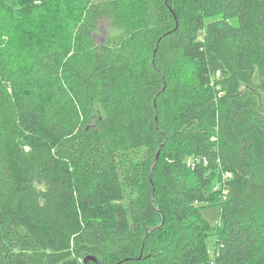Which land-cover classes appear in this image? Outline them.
<instances>
[{"label":"trees","instance_id":"obj_1","mask_svg":"<svg viewBox=\"0 0 264 264\" xmlns=\"http://www.w3.org/2000/svg\"><path fill=\"white\" fill-rule=\"evenodd\" d=\"M55 1L0 0V264H264V0Z\"/></svg>","mask_w":264,"mask_h":264},{"label":"rangeland","instance_id":"obj_2","mask_svg":"<svg viewBox=\"0 0 264 264\" xmlns=\"http://www.w3.org/2000/svg\"><path fill=\"white\" fill-rule=\"evenodd\" d=\"M49 0H33V2H29L30 6H31V11L30 13L24 12L25 15H31V16H35L37 19L39 18V15L41 13H48L47 11H44L43 7H39L41 4L46 3ZM55 1V0H52ZM62 1H66V0H59V2ZM21 2V0H20ZM57 2V1H55ZM67 8H73V3H71V0H67L65 3ZM39 7V8H38ZM55 14H52V12L49 14V16L46 19H50L54 16ZM34 20H31V22H29L28 24L26 22H22V27H25L28 31H30L31 34H34L36 37H38V34L41 33V27H37V22H32ZM26 23V24H25ZM59 27V25H58ZM111 33H113V28L112 26L108 23V22H102L100 24V27L98 29V31L95 33L94 37L97 43H102ZM39 39H37V41L39 42ZM218 72V71H217ZM218 77V75H217ZM255 82L258 83V79H255ZM220 207L219 206H210V207H206L204 209H202V215L203 217L211 224V226L215 229L214 232H216V229L219 227L220 225ZM215 241H216V236L213 235L209 238L208 243H209V248H210V253L211 255H213V252L215 250Z\"/></svg>","mask_w":264,"mask_h":264},{"label":"water","instance_id":"obj_3","mask_svg":"<svg viewBox=\"0 0 264 264\" xmlns=\"http://www.w3.org/2000/svg\"><path fill=\"white\" fill-rule=\"evenodd\" d=\"M158 159H159V153H158V155L156 156L155 164L157 163ZM155 164H154V166H155ZM89 262H95V263H97V258L94 257V256H87V257L84 259V264H88Z\"/></svg>","mask_w":264,"mask_h":264},{"label":"built area","instance_id":"obj_4","mask_svg":"<svg viewBox=\"0 0 264 264\" xmlns=\"http://www.w3.org/2000/svg\"><path fill=\"white\" fill-rule=\"evenodd\" d=\"M217 75L219 76V72H217Z\"/></svg>","mask_w":264,"mask_h":264}]
</instances>
